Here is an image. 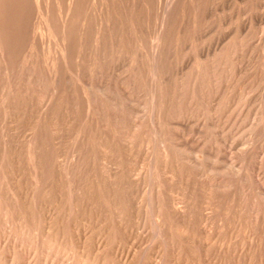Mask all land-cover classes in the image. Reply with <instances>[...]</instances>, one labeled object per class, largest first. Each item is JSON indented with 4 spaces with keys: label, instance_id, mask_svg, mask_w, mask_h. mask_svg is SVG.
<instances>
[{
    "label": "rangeland",
    "instance_id": "obj_1",
    "mask_svg": "<svg viewBox=\"0 0 264 264\" xmlns=\"http://www.w3.org/2000/svg\"><path fill=\"white\" fill-rule=\"evenodd\" d=\"M0 264H264V0H0Z\"/></svg>",
    "mask_w": 264,
    "mask_h": 264
},
{
    "label": "bare ground",
    "instance_id": "obj_2",
    "mask_svg": "<svg viewBox=\"0 0 264 264\" xmlns=\"http://www.w3.org/2000/svg\"><path fill=\"white\" fill-rule=\"evenodd\" d=\"M68 1V0H67ZM72 1V0H71ZM60 3V2H59ZM64 3V2H63ZM69 2H67V4H68ZM88 4V3H87ZM97 5V4H96ZM70 6V5H69ZM78 6V5H77ZM86 6V5H85ZM84 6V7H85ZM90 6V5H89ZM44 8V7H43ZM72 8V7H71ZM68 9V8H67ZM65 10V9H64ZM74 10V9H73ZM52 11H53V9H52ZM99 12V11H98ZM75 13V12H74ZM124 13H126V12H124ZM54 14V13H53ZM56 14V13H55ZM56 16H57V14H56ZM81 16V15H80ZM61 17V16H60ZM68 17H69V15H68ZM67 19V18H66ZM64 24H66V23H64ZM129 27V26H128ZM30 28V27H29ZM64 28V27H63ZM59 30V29H58ZM130 30V29H129ZM87 32V31H86ZM60 33V32H59ZM57 34V33H56ZM85 35V34H84ZM87 36V35H86ZM104 36V35H103ZM59 39H61V38H59ZM148 39V38H147ZM60 41V40H59ZM160 41V40H159ZM153 46V45H152ZM156 46V45H155ZM84 47V46H83ZM109 48V47H108ZM165 48V47H164ZM131 54V53H130ZM141 54V53H140ZM133 55V54H132ZM103 57V56H102ZM155 59V58H154ZM106 60V59H105ZM158 61V60H157ZM155 69V68H154ZM56 105V104H55Z\"/></svg>",
    "mask_w": 264,
    "mask_h": 264
}]
</instances>
